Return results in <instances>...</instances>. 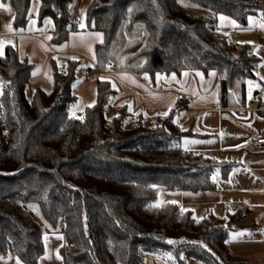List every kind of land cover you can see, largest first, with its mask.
<instances>
[{
    "label": "trees",
    "instance_id": "trees-1",
    "mask_svg": "<svg viewBox=\"0 0 264 264\" xmlns=\"http://www.w3.org/2000/svg\"><path fill=\"white\" fill-rule=\"evenodd\" d=\"M71 1L39 0L38 23L47 17L54 23L51 44L73 30L101 31L99 69L115 62L151 78L214 70L220 106L245 104V81L254 77L259 57L251 45L221 34L217 20L225 15L245 28L264 8L259 0H89L78 28ZM10 2L13 27L25 28L31 0ZM123 25L132 40L120 65L113 48ZM79 66L77 59L63 70L54 65L51 92L36 88L29 98L33 64L11 44L0 53V260L36 264L44 230L62 228L63 264H144L149 254L163 255L168 264H249L231 254L228 227L213 214L196 219L179 204H152L159 187L210 189L216 170L224 176L235 166L179 146L183 132L174 117L184 105L176 102L166 116L152 119L125 109L108 119L114 90L97 80L95 103L76 117Z\"/></svg>",
    "mask_w": 264,
    "mask_h": 264
},
{
    "label": "crops",
    "instance_id": "crops-1",
    "mask_svg": "<svg viewBox=\"0 0 264 264\" xmlns=\"http://www.w3.org/2000/svg\"><path fill=\"white\" fill-rule=\"evenodd\" d=\"M259 1L264 6V0ZM0 4L3 5L0 7V53L7 44H11L17 48L20 59H27L33 64L26 87L27 97L30 98L36 88L51 92L53 66L63 70L68 59H77L80 66L74 92L78 101L71 108L76 117L95 103L97 80L109 81L114 90L108 110L110 117L125 109L132 115L152 119L166 116L176 102L183 104L184 108L174 117V122L183 132L179 146L235 165L224 176L216 170L212 175L214 186L194 191L198 199L193 201L198 200L205 205V217L213 214L228 227L227 246L231 254L249 264H264V145H257L254 140L256 133L264 131V40L259 38L260 33L264 34V28L260 27L264 24V14L262 18L250 15L245 28L232 18L233 21H230L225 19V15L218 16L219 32L224 35L234 33V43L251 45L259 57L254 77L245 81V104L222 108L218 98V74L214 70L207 75L199 70H184L179 75L158 72L153 78L148 74L138 77L115 62H110L107 69L101 70L95 55L96 44L104 38L101 31L73 30L63 43L51 44L54 23L49 17L38 23L39 0H31L29 20L20 30L13 27L10 0H0ZM88 72L94 75V80L85 79ZM158 76L162 78L158 79ZM188 95L191 96L189 99L180 100L181 96ZM245 204L249 208L247 219L239 222V211ZM63 240V233L56 230L44 233V254L36 264H63L59 254ZM144 261V264H165L151 254ZM0 264L23 263L10 257L0 260ZM188 264L202 263L189 261Z\"/></svg>",
    "mask_w": 264,
    "mask_h": 264
},
{
    "label": "rangeland",
    "instance_id": "rangeland-1",
    "mask_svg": "<svg viewBox=\"0 0 264 264\" xmlns=\"http://www.w3.org/2000/svg\"><path fill=\"white\" fill-rule=\"evenodd\" d=\"M88 0H72L70 5H69V12L70 15L72 16V19L74 17L78 16L79 21H83L84 19V8L85 4ZM31 14V10L29 11V17ZM264 14V8L260 9L257 11L255 14L251 15H261ZM225 19H229L230 21H233L231 18L228 16H225ZM262 18V17H261ZM260 22V21H259ZM264 23V21H262ZM220 24V23H219ZM222 25V24H221ZM224 26V25H222ZM132 40V37H127L124 31V25L120 27L119 33H118V38L117 41L114 44L113 48V54L116 57V61L120 64H124L125 60V55L129 53V47H130V42ZM111 117H108L110 119ZM198 194L194 191H188V190H168L162 187H159V190L157 192V195L155 199L153 200L152 204L153 205H162L164 203H176L179 204L181 209L184 211H192L193 216L196 219H202L205 217V213H203V208L205 205L197 201H193L194 199H198ZM29 208L34 212V215L37 220L41 221L42 216L41 213L37 207L36 204L31 203L29 205ZM152 256H155V254H151ZM157 258L160 260L164 261L165 264H168L165 257L163 255H156ZM145 262V261H144Z\"/></svg>",
    "mask_w": 264,
    "mask_h": 264
},
{
    "label": "built area",
    "instance_id": "built-area-1",
    "mask_svg": "<svg viewBox=\"0 0 264 264\" xmlns=\"http://www.w3.org/2000/svg\"><path fill=\"white\" fill-rule=\"evenodd\" d=\"M72 21L74 22L75 24V27L78 28L81 26V21L78 20V16L77 17H74L72 19ZM235 34L234 33H231L229 35L230 37V41L232 42V39L234 38ZM259 38L261 40H264V34L260 33L259 34ZM94 75L91 73V72H88V74L85 76V79L86 80H94ZM191 96L188 95V96H181L180 100L182 101H185L187 99H189ZM255 143L257 145H264V131H261V132H258L255 134ZM248 211H249V208L248 206L245 204L242 206V208L240 209L239 211V216H238V221L239 222H243L247 219V214H248ZM52 231L51 228H46L44 230L45 233H50ZM56 231L60 232V233H63V229L62 228H58Z\"/></svg>",
    "mask_w": 264,
    "mask_h": 264
},
{
    "label": "snow or ice",
    "instance_id": "snow-or-ice-1",
    "mask_svg": "<svg viewBox=\"0 0 264 264\" xmlns=\"http://www.w3.org/2000/svg\"><path fill=\"white\" fill-rule=\"evenodd\" d=\"M0 7H3V5L0 4ZM221 19L223 20L224 18L221 17ZM49 23H50V21H49ZM8 27H9V30H11L10 26H8ZM81 27H84V25L81 24ZM260 27H261V28H264V24H261ZM185 75H187V74L185 73ZM212 75H215V73H212ZM159 78H162V77H159V76H158V79H159ZM172 78L175 79V76H173ZM262 79H264V77H262ZM249 84L251 85V82H250V81H249ZM249 98H251V96H249ZM165 115H166V113H165ZM238 235H241V236H242V235H244V233H239ZM171 242H172V241H169V243H171Z\"/></svg>",
    "mask_w": 264,
    "mask_h": 264
}]
</instances>
